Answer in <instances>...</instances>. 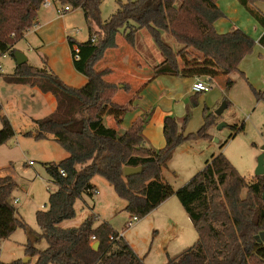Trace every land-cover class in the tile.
Wrapping results in <instances>:
<instances>
[{
	"label": "trees",
	"instance_id": "16d2710c",
	"mask_svg": "<svg viewBox=\"0 0 264 264\" xmlns=\"http://www.w3.org/2000/svg\"><path fill=\"white\" fill-rule=\"evenodd\" d=\"M44 1L0 0V59L15 57L16 45L35 26ZM54 1L84 14L89 39L78 43L68 38V43L73 66L87 78V83L81 88L69 86L47 68L28 63L17 66L12 75H3L8 84L36 87L56 99L55 111L35 120L36 133L27 135L36 141L53 138L68 154L60 163L46 165L57 190L50 195L48 208L37 212L36 219L40 229L37 240H45L48 247L41 251L28 242V264H145L123 237L117 239L119 234L109 223L95 227L94 215L77 228L64 229L61 224L75 218L77 200L95 195L92 180L97 176L109 182L118 197L126 201L129 215L139 219L148 216L161 205L163 170L175 150L187 141L209 137L215 116L206 108L204 125L188 135L184 130L189 113L182 120L167 116L163 128L165 147L148 148L143 132L150 114L138 118L123 134L105 125V118L113 117L120 126L135 106L133 101L125 106L113 102L120 88L106 80L111 70L97 71L96 66L108 50L117 49L119 34L135 48L139 32L145 31L163 56V61L153 67L155 77L214 79L235 72L244 75L240 65L253 52L256 42L236 27L225 34L216 31L215 24L225 15L215 0L119 1L117 12L107 21L101 16L104 0ZM238 1L264 27L263 15L253 8L264 0ZM166 35L174 39L178 50L167 43ZM258 43L264 47V35ZM233 85L228 78L226 90L229 92ZM124 90L129 91L130 87L124 86ZM256 98L264 101L261 93H256ZM0 120L1 147L16 132L7 116L0 115ZM232 129L238 130L236 126ZM127 167H141L142 173L125 177ZM14 188L9 177H0V244L17 229L28 228L18 218L11 201ZM263 195L264 176H255L248 182L224 154L213 156L201 172L176 192L198 240L182 253L169 256L166 264H264V244L256 239L264 231ZM95 242H99L98 250L92 248Z\"/></svg>",
	"mask_w": 264,
	"mask_h": 264
},
{
	"label": "rangeland",
	"instance_id": "374dc122",
	"mask_svg": "<svg viewBox=\"0 0 264 264\" xmlns=\"http://www.w3.org/2000/svg\"><path fill=\"white\" fill-rule=\"evenodd\" d=\"M119 1L127 2L128 0L103 1L101 6L103 21H107L117 12ZM215 1H220L221 11L225 15V18H222L225 28L229 24L236 28L241 26L247 34L249 32L252 36H257L255 27L259 22L238 0ZM59 7L61 5L55 2L53 9L55 10V21L47 32V46L40 48L37 52L39 46L35 27L29 30L33 46L29 44L31 40L28 42L22 40L18 44L22 47V51L30 57V63L41 66L43 56L50 58L63 70L74 74L68 37L78 43H83L89 39V31L84 14L80 9L71 10L64 16H60L57 13ZM253 8L261 12L264 17V2L256 4ZM42 9L45 10L44 7ZM218 30H220V25ZM149 37L145 31H140L134 50L142 53L146 59H150L154 67L163 61V56ZM165 39L175 50L179 49L171 36L166 35ZM119 44L121 46L122 41ZM109 51L112 52L108 53ZM126 51L122 47L116 52L108 50L103 60L107 58L108 62L110 57L114 56L113 54H121L125 56L127 63L130 56ZM7 62L11 66L14 65L12 57L0 59V74L5 76L12 74V68ZM133 67L137 69L138 63L133 61ZM240 71L244 75L239 72L230 75L234 85L229 92H226V87L222 90V86L217 85L210 93H203L196 105L190 106L189 119L184 130L185 135L197 133L201 129L204 125L206 108L208 113L215 116V124L208 130L209 137L187 141L175 150L168 167L163 171L164 180L168 185V188L165 187L166 197L171 192L175 193L187 185L196 174L205 168L207 161L221 153L248 182L254 179L259 159L261 157L264 159V101H258L256 98V93L264 95V49L255 45L253 52L241 63ZM218 82L221 84V81ZM10 86L0 76V104L2 105L0 115L8 117L16 132L13 139L0 147V174L14 181L15 188L11 201L18 211V218L22 219L28 228L27 230L17 229L10 239L0 244V261L5 264L18 260L24 261L27 258L25 246L28 242H32L41 251L48 247L45 240H37L40 229L36 219L37 212L48 208L50 195L57 190L46 171V165L60 163L68 157L55 139L36 141L33 136L27 135L35 134L37 131V126L31 117L43 118L51 110L37 106L29 109V105H24L21 109L15 108L16 102L14 104L11 100L10 93L14 89ZM123 86H129V84L123 83ZM217 93L223 95L220 102L215 105L212 102L210 104L208 99L212 101ZM224 102L229 103L228 107L222 115L217 116L216 111ZM11 107L14 109L12 110ZM135 109L136 107L128 114ZM126 120L128 121V118ZM222 124L225 126L220 128ZM105 125L109 127L108 118H105ZM234 126L237 127V132L233 131ZM123 131L120 129L119 133L122 134ZM30 162H33V165H30ZM92 184L96 186L97 193L93 196L85 195L83 199L77 200L75 218L63 222L62 228H77L89 216L94 215L96 217L95 227L104 222L109 223L114 231L119 234L123 233L130 245L134 244L147 264H166L169 256L174 257L197 242L198 234L192 227L191 219L176 194L168 205L140 219L134 227L127 228L126 224L131 215L125 210L126 201L118 197L113 186L104 178L97 176ZM246 193L247 191L244 190L243 196ZM166 212L171 213L173 220L167 219L164 214ZM172 236L178 239L172 240L174 239ZM257 241L264 244V231L257 236ZM35 260L36 258L32 261L35 262Z\"/></svg>",
	"mask_w": 264,
	"mask_h": 264
},
{
	"label": "crops",
	"instance_id": "0c3cea01",
	"mask_svg": "<svg viewBox=\"0 0 264 264\" xmlns=\"http://www.w3.org/2000/svg\"><path fill=\"white\" fill-rule=\"evenodd\" d=\"M219 2L220 1H217L216 4L221 9ZM53 9H54V5L52 7L45 8V10L41 8L39 12V15H38V18L35 24V33L37 34V42H38L37 44L39 46L37 49V52L38 50H40V48L42 49L48 44L47 32L50 26L55 21V10ZM222 21L223 20L220 19L215 24L216 31L220 34H225L231 31L233 25L229 24V26L225 28ZM219 25H220V30H218ZM240 28L242 31H244L243 27L240 26ZM255 30L257 31L256 37L252 36L249 32H248V35L255 40L256 45H259L262 49H264V47L258 43L259 39L264 35V27L258 23V25L255 27ZM68 38H71V37H68ZM23 40H27V42L28 40H31L29 44H31L32 46L34 44L32 41L33 39H30L29 32L25 35ZM120 41H122L121 46L119 44ZM117 44H118V47L117 49H114L115 52L120 50V47L127 50L126 52L130 56L127 63L125 61V56H122L121 54H113L114 56L110 57V60L108 62H107V58L106 60L99 62L96 66V70L103 71V70L109 69L112 71V73L106 77V80L109 83L118 85L120 88L113 99V102L115 104L125 106L129 104L131 101H133L134 102L133 104L136 107V109L130 114L127 113V115L124 117L123 123L120 126L117 125L113 117H106L108 118V121H109V127L116 129L118 132L120 129H123L124 130L123 133H124L129 129V127L132 125L134 121H136L138 118L148 113L150 114L149 121L143 132V135L145 138V145L148 148L155 149V150L163 149L166 145V140H165L164 133H163L164 120L167 116H174L177 119L182 120L190 111L189 109L190 106L193 104L194 105L197 104L198 98L203 93L200 95L194 94L192 92V86L195 83V81H197L198 79L197 78L175 77L171 75H161V76L155 77L154 70H153V62L151 63V61H149L150 59L149 60L146 59L142 53H139L137 50H134L133 47L129 46L125 42L122 35L117 36ZM21 48L22 47H20L19 44L16 45V50L21 52L27 57V63L29 65L35 68H39V69L47 68L48 70L52 71L55 75H57L65 84L72 86V87L79 86L78 88H81V86L83 87L87 83V78L75 70L72 59H71V63H72V67L75 70L74 74H71V72L67 70H63L62 68H60L61 66L55 65V62L51 61V59L47 57L45 58L42 56L43 62L41 63V66H38L37 64H34V63H30L29 61L30 57L26 55L22 51ZM34 49L35 47L33 48V50ZM70 52H71V49H70ZM110 52L112 51H109L108 53ZM8 57L10 56H5L3 58L6 59ZM71 58H72V55H71ZM13 61H14L13 66H11L7 62L12 68V74L15 72V69L18 66L15 58H13ZM133 61L138 63L137 69H134ZM103 64L104 66H102ZM0 76L3 77V74H0ZM228 78H230V76H218L212 79L211 91H213L214 88L217 87V85L219 86L221 85L222 86L221 89L223 90L226 87V81ZM204 79L205 78H203V80ZM218 81H221V84ZM123 83L129 84V87H130L129 91L124 90ZM7 85L9 86L11 85L12 89H14L10 93L12 95L11 100L14 101V104L16 102L15 108L18 107V109H21V108H24V105H29L28 107L29 109H31L32 107H36V106L41 107V108H47L51 110L49 111L50 113L47 115L49 116L51 113L55 111L57 107L56 99L51 94H43L36 87H31L29 85H13V84H8V83ZM226 92L228 91L226 90ZM222 96L223 95H221V93H217L212 99V101L208 99V102H210V104L212 102V104L215 105L218 102H220ZM0 106L2 108L1 104ZM11 108L12 110L14 109V107H11ZM31 118L33 122H35V120H38V119H43V118H34V117H31ZM127 118H128V121L126 120ZM0 177H8V176H4V174L3 175L0 174ZM165 187L168 188V185L166 181L164 180V175L162 174V202H161V205L156 210H154L152 213H155L159 211V209H161L163 206L165 207L166 205H168V203L171 201L174 194H176L177 192V191L175 193L171 192L166 197ZM96 193H97V189H96ZM164 214L165 216H167L168 220H173V216L171 215V213L166 212ZM192 227L194 228V226ZM120 235L125 239V236L123 235V233H121ZM172 237L174 238L172 240L178 239L176 236H172ZM185 239H187V237H185ZM131 247L139 255V257L143 258L141 254L138 253L134 244H131Z\"/></svg>",
	"mask_w": 264,
	"mask_h": 264
},
{
	"label": "built area",
	"instance_id": "2783aa9c",
	"mask_svg": "<svg viewBox=\"0 0 264 264\" xmlns=\"http://www.w3.org/2000/svg\"><path fill=\"white\" fill-rule=\"evenodd\" d=\"M53 5H55V1L54 0H45L42 4V7L44 8H48V7H52ZM71 11V8L69 6H61L59 8H57V13L60 16H64L66 13H69ZM35 27V26H34ZM94 41V39H93ZM76 53L79 52V50L76 48ZM5 57V56H4ZM211 78H205L203 79H198L197 81H195V83L192 86V92L194 94H202V93H208L211 91L212 87H211ZM30 165H33V162H30ZM61 174L64 176L65 173L63 171H61ZM140 221V219L137 216H131L129 221L126 224L127 228H132L134 227L138 222ZM120 237H122L120 234L117 237V239H119ZM111 239H113V237H111ZM93 241H95V238H92Z\"/></svg>",
	"mask_w": 264,
	"mask_h": 264
},
{
	"label": "water",
	"instance_id": "95a60500",
	"mask_svg": "<svg viewBox=\"0 0 264 264\" xmlns=\"http://www.w3.org/2000/svg\"><path fill=\"white\" fill-rule=\"evenodd\" d=\"M14 56H15L14 58H15L16 63H17L18 66L27 63V57L24 54H22L21 52L16 51ZM227 107H228L227 103L224 102L220 106V108L216 111V115L217 116L222 115L223 112L227 109ZM223 126H225V125L222 124L220 126V128H222ZM216 142H218V140H216ZM140 173H142V168L141 167H139V168L127 167L124 170V176L125 177L135 176V175H138ZM255 176H264V159L262 157L259 159ZM263 200H264V195H263ZM256 239H257V237H256ZM92 248H93V250H98L99 242H95L92 245ZM30 261H31V258H26L23 262H24V264H28Z\"/></svg>",
	"mask_w": 264,
	"mask_h": 264
}]
</instances>
